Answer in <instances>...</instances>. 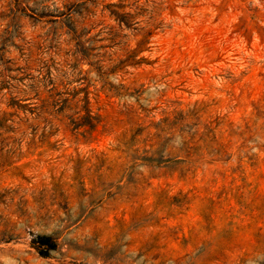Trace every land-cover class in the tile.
Segmentation results:
<instances>
[{"label": "rangeland", "instance_id": "rangeland-1", "mask_svg": "<svg viewBox=\"0 0 264 264\" xmlns=\"http://www.w3.org/2000/svg\"><path fill=\"white\" fill-rule=\"evenodd\" d=\"M0 264H264V0H0Z\"/></svg>", "mask_w": 264, "mask_h": 264}]
</instances>
